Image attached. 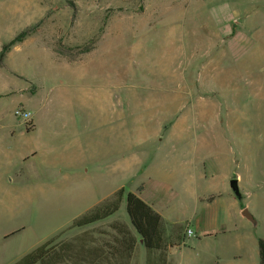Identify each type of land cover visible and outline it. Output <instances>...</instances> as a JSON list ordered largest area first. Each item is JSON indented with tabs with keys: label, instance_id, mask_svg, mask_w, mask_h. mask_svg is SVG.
Returning <instances> with one entry per match:
<instances>
[{
	"label": "crops",
	"instance_id": "obj_1",
	"mask_svg": "<svg viewBox=\"0 0 264 264\" xmlns=\"http://www.w3.org/2000/svg\"><path fill=\"white\" fill-rule=\"evenodd\" d=\"M199 1H182L179 13L158 4L125 24L85 21L72 57L56 51L66 30L52 2L0 1V49L35 27L0 65V223L6 191L21 200L23 190L49 184L24 173L77 174L93 161L101 175L126 177L167 234L181 227L168 247L174 264H259L257 220L242 215L247 205L229 184L225 144L238 119L214 95L237 87L264 0H201L202 16ZM18 106L31 113L28 123L14 116Z\"/></svg>",
	"mask_w": 264,
	"mask_h": 264
},
{
	"label": "rangeland",
	"instance_id": "obj_2",
	"mask_svg": "<svg viewBox=\"0 0 264 264\" xmlns=\"http://www.w3.org/2000/svg\"><path fill=\"white\" fill-rule=\"evenodd\" d=\"M49 1L54 8L56 26L64 25L63 29L66 30L65 44L60 43V40L56 41V49L61 54L68 53L67 57L78 53L79 26L84 25L85 21L105 24L115 18L125 24L128 14L136 13L140 17L143 13L152 14L158 4L171 7L175 13H179L185 6L181 4L184 0ZM91 4H96L98 9L86 11V6ZM199 5V15L202 16L206 13L207 5L201 0ZM190 12L187 9V15ZM255 18L257 29L253 32L254 44L248 42L247 52L238 63L242 71L235 80L237 87H226L224 94H216L214 97L224 107L230 108L229 113L238 119L239 125L231 127L229 140L225 144L232 161V178L229 180L234 179L237 174L241 177L238 189L243 196L242 202L257 220L253 228L264 240V6L258 10ZM188 20H185L186 24ZM98 170L95 162L90 161L77 174L66 175L63 169H57L51 174H39L33 179V176L24 173V180L49 184L39 189L23 190L21 200L19 191H6V222L0 223V264H11L37 244L67 229L74 218L103 201L118 185L124 183L125 192L130 191L131 184H127L126 177L104 176ZM177 217L184 223L182 212H178ZM116 219H128L124 197L117 212L106 223ZM80 231L82 230H65L62 238H69ZM142 252L141 248L137 250L138 264L143 262Z\"/></svg>",
	"mask_w": 264,
	"mask_h": 264
},
{
	"label": "trees",
	"instance_id": "obj_3",
	"mask_svg": "<svg viewBox=\"0 0 264 264\" xmlns=\"http://www.w3.org/2000/svg\"><path fill=\"white\" fill-rule=\"evenodd\" d=\"M35 27L17 33L0 49V65L10 47L29 35ZM59 53V51L56 49ZM68 55V53L66 54ZM124 197L126 220H106L119 209ZM82 230L62 238L65 230ZM50 236L11 264H138L137 250L142 249V264H174L168 247L178 238L181 227L172 225L170 233L161 216L136 194L123 188L110 194L71 225ZM259 264H264V240L258 239Z\"/></svg>",
	"mask_w": 264,
	"mask_h": 264
},
{
	"label": "built area",
	"instance_id": "obj_4",
	"mask_svg": "<svg viewBox=\"0 0 264 264\" xmlns=\"http://www.w3.org/2000/svg\"><path fill=\"white\" fill-rule=\"evenodd\" d=\"M13 114L16 118L23 120L24 122L28 123L31 119V113L24 109L23 107L18 106L14 109ZM185 234L187 236H192L193 231L188 226L185 227Z\"/></svg>",
	"mask_w": 264,
	"mask_h": 264
},
{
	"label": "water",
	"instance_id": "obj_5",
	"mask_svg": "<svg viewBox=\"0 0 264 264\" xmlns=\"http://www.w3.org/2000/svg\"><path fill=\"white\" fill-rule=\"evenodd\" d=\"M230 187L232 189V191L234 192V194L237 196V197H240V192L238 190V187H237V181L236 179H232L230 181ZM242 215L247 218L248 220H250L251 222H255L254 218L252 217V215L248 212L247 209H244L243 212H242Z\"/></svg>",
	"mask_w": 264,
	"mask_h": 264
}]
</instances>
